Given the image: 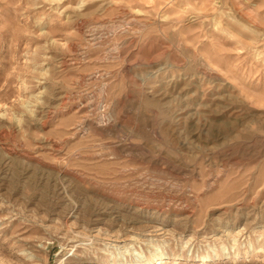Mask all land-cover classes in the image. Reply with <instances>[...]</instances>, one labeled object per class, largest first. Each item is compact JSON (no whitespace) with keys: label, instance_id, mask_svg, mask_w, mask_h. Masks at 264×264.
I'll list each match as a JSON object with an SVG mask.
<instances>
[{"label":"rangeland","instance_id":"rangeland-1","mask_svg":"<svg viewBox=\"0 0 264 264\" xmlns=\"http://www.w3.org/2000/svg\"><path fill=\"white\" fill-rule=\"evenodd\" d=\"M0 264H264V0H0Z\"/></svg>","mask_w":264,"mask_h":264},{"label":"built area","instance_id":"built-area-1","mask_svg":"<svg viewBox=\"0 0 264 264\" xmlns=\"http://www.w3.org/2000/svg\"><path fill=\"white\" fill-rule=\"evenodd\" d=\"M168 2H171V1H173V0H167Z\"/></svg>","mask_w":264,"mask_h":264}]
</instances>
